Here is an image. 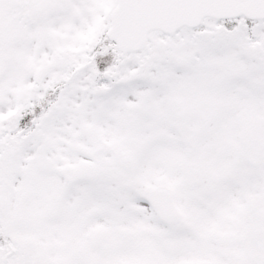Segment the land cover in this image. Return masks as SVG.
Here are the masks:
<instances>
[{
  "label": "snow or ice",
  "instance_id": "obj_1",
  "mask_svg": "<svg viewBox=\"0 0 264 264\" xmlns=\"http://www.w3.org/2000/svg\"><path fill=\"white\" fill-rule=\"evenodd\" d=\"M0 264H264V0H0Z\"/></svg>",
  "mask_w": 264,
  "mask_h": 264
}]
</instances>
